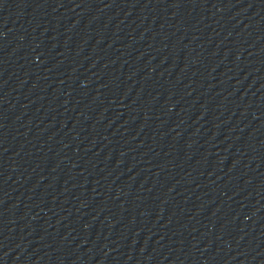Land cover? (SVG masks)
<instances>
[{
  "label": "water",
  "instance_id": "95a60500",
  "mask_svg": "<svg viewBox=\"0 0 264 264\" xmlns=\"http://www.w3.org/2000/svg\"><path fill=\"white\" fill-rule=\"evenodd\" d=\"M233 214L264 264V0H135Z\"/></svg>",
  "mask_w": 264,
  "mask_h": 264
}]
</instances>
